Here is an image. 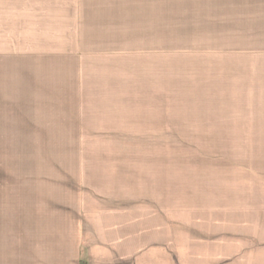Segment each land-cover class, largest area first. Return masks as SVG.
<instances>
[{"label":"crops","instance_id":"0c3cea01","mask_svg":"<svg viewBox=\"0 0 264 264\" xmlns=\"http://www.w3.org/2000/svg\"><path fill=\"white\" fill-rule=\"evenodd\" d=\"M174 4L0 0V264H264L263 182L251 201L247 180L209 174L199 194L180 179L175 205L172 162L143 156L141 139L174 130L157 97ZM234 32L256 46L201 59L244 71L245 105L264 107V0H201V39ZM255 114L215 131L264 137Z\"/></svg>","mask_w":264,"mask_h":264},{"label":"rangeland","instance_id":"374dc122","mask_svg":"<svg viewBox=\"0 0 264 264\" xmlns=\"http://www.w3.org/2000/svg\"><path fill=\"white\" fill-rule=\"evenodd\" d=\"M174 1L175 15L171 31L173 42L170 43L174 55L168 56V66L166 62L159 65L157 91L159 101L165 102V99H168V104L159 106V109L173 118L174 130L168 137L141 139L143 156L146 155L145 151L151 152L152 156L156 151L158 161L163 158L164 161L168 159L172 162L175 205L178 204L176 199L180 198L178 195H181L179 187L176 186L180 179H186L184 186L189 188V192L196 191L201 194L200 179L206 175L208 177L209 174H213V177L216 174L217 178L227 179L229 183L235 179L247 180L254 189L252 196L238 198L261 200L259 188L262 182L264 184V137H229L231 132H226L223 128L215 131L214 124H236L229 121L234 119L231 118L232 115L237 117L238 114L250 112L256 113L255 119L264 117V107L255 104L259 101L255 96L253 105H245L246 77L243 68V72H238V75L228 74L224 65H221V72H216L213 58L202 54L204 58L201 59V48L218 49L236 45L239 50L244 46L251 48L256 45L248 41L251 35L247 37L243 33L234 32L229 41H219L215 47L212 36L208 37V34L203 33L201 39V0ZM205 30H208V25H202V31ZM242 61L241 63L238 60V63L241 66L246 65V61ZM218 64L216 66L219 67ZM221 64L229 66L228 61ZM167 68L168 72L161 74V70ZM234 84L240 85V91L234 94L233 99L231 87ZM239 92L243 94L240 95ZM213 119L219 121L207 122ZM221 119L226 121H220ZM251 124L255 127L264 126L262 121H254ZM6 141V138H0V145H5ZM191 195L192 193L188 194L190 199L196 198ZM191 202L189 204H192Z\"/></svg>","mask_w":264,"mask_h":264}]
</instances>
